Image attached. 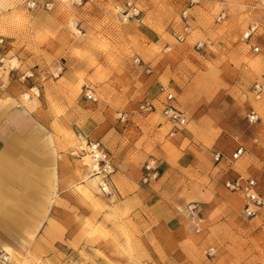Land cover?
<instances>
[{"label": "rangeland", "instance_id": "obj_1", "mask_svg": "<svg viewBox=\"0 0 264 264\" xmlns=\"http://www.w3.org/2000/svg\"><path fill=\"white\" fill-rule=\"evenodd\" d=\"M128 1L138 16L117 10ZM188 4L0 0V58L16 67L0 72V120L15 111L24 117L18 138L25 167L35 171L34 186L11 184L0 196V205H18V222L0 223V256L6 246L16 256L7 254L5 264H264V205L245 217L242 196L226 187L251 177L264 200V99L252 94L264 82V0H200L177 43ZM199 41L206 46L197 50ZM161 86L188 117L173 135L159 113ZM146 101L157 111L141 114ZM252 107L259 121L250 124ZM78 134L111 153L110 195L70 156ZM239 145L245 152L232 160ZM149 159L158 176L143 185ZM128 179L148 218H138L139 231H120L117 251V231L111 240L112 231H86V223L97 226L95 199L117 203ZM82 186L93 200L79 194Z\"/></svg>", "mask_w": 264, "mask_h": 264}, {"label": "built area", "instance_id": "obj_2", "mask_svg": "<svg viewBox=\"0 0 264 264\" xmlns=\"http://www.w3.org/2000/svg\"><path fill=\"white\" fill-rule=\"evenodd\" d=\"M199 1L200 0H189L188 7L182 10L180 14V28L173 33V37L177 43H183L188 37L191 29L189 23L191 15L189 10ZM33 5L34 4L31 3V6ZM117 10L125 14L126 17L139 15V10L130 1L126 2L120 7H117ZM223 17L224 14L218 17V20ZM254 30L255 27H251L250 30L245 33L244 39L250 38ZM205 46V42L202 41L197 42L195 45L197 50H200ZM258 50V47L254 48L255 52ZM139 61V58L134 59L135 63H138ZM15 68L16 67L11 61H6L5 59L0 58V72L10 73L16 70ZM147 72H150L149 66L147 67ZM160 93L161 96L158 99L159 113L166 120V122L170 124V135H173L179 129L187 125L188 117L185 112L176 107L174 95L170 90L164 86H161ZM252 94L257 100L264 99V82H255L252 87ZM84 97L88 101H95L94 93L88 87H85L84 89ZM138 111L141 114L154 113L157 111V107L153 102L146 101L138 106ZM247 120L250 124L259 121L258 113L253 107L249 109ZM76 139L77 143L73 148H71L70 156L80 161L91 176L98 177L100 179V191L104 195H110L113 184L112 176L115 173V165L113 163L111 153L99 140L83 137L81 134L76 135ZM244 152L245 149L242 145L237 146L231 155L232 160L239 159L244 154ZM218 158L219 155H216L215 160H218ZM84 159H86V162ZM157 168L158 166L156 165V161L154 159H149L146 161L143 166V171L140 178L141 184L145 185L154 181L158 176ZM226 187L231 191L238 192L242 196L244 200L242 212L245 217H254L257 214L258 209L264 205V200H262L257 193V182L251 177L244 178L242 176H236L231 181L226 182ZM196 232H199V228H197V226ZM214 253L215 249L213 247L210 248L209 254L212 255ZM0 260L2 264L7 263V256L1 255Z\"/></svg>", "mask_w": 264, "mask_h": 264}, {"label": "crops", "instance_id": "obj_3", "mask_svg": "<svg viewBox=\"0 0 264 264\" xmlns=\"http://www.w3.org/2000/svg\"><path fill=\"white\" fill-rule=\"evenodd\" d=\"M25 121L24 117L18 111L12 112L9 115L7 114L0 120V145H2V147L0 146V175L3 178V181L1 180L0 182V190H2V194L5 192V187L11 184L17 185L18 183H21L28 187L35 185L31 179L33 177L31 173H34L35 171L32 167H25V141L22 142L18 138L20 135L17 132V130L24 125ZM164 123L168 128H170V124L166 122L165 119ZM120 168L121 170H127L126 166H121ZM97 181L98 179L95 180V183H97ZM19 184L17 186H19ZM122 188L125 192V196L122 197L117 195V203L110 205L105 200L95 199L92 211H94L98 216L97 226H90V222L88 221L86 223L88 225L86 231H94L96 227V231H112V233H107L111 240L115 237L113 231H117V251L121 250V239L118 237L120 235V231L123 233L124 231H139L137 226H135L138 218L140 217L142 221H146L144 217L148 218L147 215L141 211L142 208H138L140 197L138 193L140 191H136V185L132 183V180L128 179L127 185H123ZM78 191L84 199L93 200L92 190L88 186H82L78 188ZM4 206L6 205H0V223H3L4 220H10L14 224L17 223L18 218L16 210L18 205L14 204L11 206L14 209V211H11V214L6 211ZM116 225L117 227H115ZM118 259L119 258L117 257V260Z\"/></svg>", "mask_w": 264, "mask_h": 264}, {"label": "bare ground", "instance_id": "obj_4", "mask_svg": "<svg viewBox=\"0 0 264 264\" xmlns=\"http://www.w3.org/2000/svg\"><path fill=\"white\" fill-rule=\"evenodd\" d=\"M5 154V153H4ZM8 157V156H7ZM2 159V158H1ZM6 159V158H5ZM86 161V160H85ZM27 167V166H26ZM31 170V169H30ZM30 173V172H29ZM32 174V173H31ZM27 177V176H26ZM25 178V177H24ZM98 178V177H97ZM3 178L1 177V175H0V182H1V180H2ZM29 179V178H28ZM9 180V179H8ZM3 181V180H2ZM33 181V180H32ZM0 187H1V185H0ZM85 194V193H84ZM2 195V190H0V196ZM5 207V209H6V211L8 212V213H10L11 214V211H14V209L9 205V206H4ZM16 209V208H15ZM4 250H5V252L9 255V256H11V258H15L16 256H15V254L12 252V249L11 248H9V247H6V248H4ZM6 254V255H7ZM16 263L17 264H22L21 262H20V260H18V262L16 261Z\"/></svg>", "mask_w": 264, "mask_h": 264}]
</instances>
